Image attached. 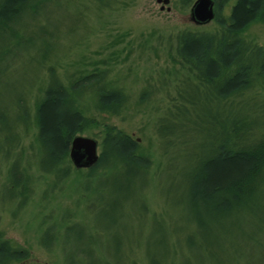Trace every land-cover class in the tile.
Wrapping results in <instances>:
<instances>
[{"label": "trees", "instance_id": "1", "mask_svg": "<svg viewBox=\"0 0 264 264\" xmlns=\"http://www.w3.org/2000/svg\"><path fill=\"white\" fill-rule=\"evenodd\" d=\"M99 1L113 6L110 0ZM228 1L217 0L215 30L176 34L173 69L165 70L160 78L166 85L174 82L175 91L169 93V97L173 94L170 105L157 121L159 140L169 136L166 145H183L186 130L208 134L211 140L205 142V148L213 147L197 155L198 162L185 175L181 199L187 230L181 264H264V102L251 92L264 90V45L244 35L252 22L264 21V0H236L232 13L224 17L222 10ZM192 2L184 0L186 6ZM59 5V0H0V82L14 55L24 48L38 51L41 75L43 72L48 78L43 87L39 88L38 80L28 95L14 97L17 112L13 117L8 109L0 108V208L14 216L16 212L8 204L16 202L19 210L26 206L34 179L29 171L34 146L24 162V150L17 152L18 127L22 131L34 128L41 158L49 163L46 167L41 160L33 162L35 168L55 173L61 165L74 168L69 157L73 138L98 125L91 111L119 115L129 100L126 87L110 78L112 69L106 60L105 66L97 61L92 68L59 73L58 66L67 54H59L65 49L58 45L55 24L50 21ZM35 22L40 23L38 29L30 32ZM155 87H145L143 97L150 96ZM250 100L261 104L248 108ZM199 107L206 114L214 107L219 111L202 120L192 115ZM101 147L99 161L88 170L90 176L119 171L132 186L153 170L154 161L140 151L139 141L116 125H105ZM167 153L166 146L164 156ZM241 165L243 169L235 177L210 186L219 169L238 170ZM6 191L10 192L7 196ZM81 253L87 259L79 264H101L92 252ZM30 256L28 248L15 245L0 230V264L27 262ZM166 258V254L159 259L148 256L147 261L163 264ZM132 264H138L134 258Z\"/></svg>", "mask_w": 264, "mask_h": 264}, {"label": "rangeland", "instance_id": "2", "mask_svg": "<svg viewBox=\"0 0 264 264\" xmlns=\"http://www.w3.org/2000/svg\"><path fill=\"white\" fill-rule=\"evenodd\" d=\"M110 3L113 6H105L99 0H59L60 5L50 17L58 45L65 49L59 54H67L62 58V66H58L59 73L92 68L97 61L105 66L103 61H108L112 69L110 78L118 79L126 87L127 106L119 115L91 111L98 125L77 135L96 139L101 153L105 125H116L139 141L140 151L154 161L153 170L132 186L119 171L90 176L89 168L76 170L68 164L59 166L55 173H47L33 164L41 160L49 167L45 157L41 158L34 128L22 131L18 127L21 137L17 152L24 150V162H28L34 146L29 165L34 179L26 206L19 210L16 202L8 204L15 216L0 208V230L4 236L30 250L27 262L14 264H79L87 259L81 250L92 252L101 264H132V258L138 264H148V256L159 259L163 254L167 257L163 264L182 263L187 230V214L181 199L185 175L198 162L196 156L213 147L205 148V142L211 140L208 134L196 135L186 130L187 142L183 145H166L169 136L159 140L157 121L170 105L173 94L169 97V93L175 91L174 82L166 85L160 78L165 70L173 69L178 32L211 31L218 28V23L215 19L203 24L194 22L192 3L186 6L184 0H170L167 4L158 0ZM235 4L236 0H229L223 6L222 16L230 15ZM48 21L42 23L48 25ZM40 23H33L29 31H36ZM244 35L264 45V21L252 22ZM27 49H16L19 51L0 82V108L8 109L11 117L17 112L13 100L28 95L38 80L40 88L48 79L43 72L41 75L38 51ZM150 84L156 87L145 98L143 90ZM39 92L33 93L35 97ZM251 92L264 102L262 88ZM260 104L250 100L247 107L252 109ZM214 108L206 114L199 107L192 115L205 120L215 112L218 114L219 108ZM183 121L185 128L189 127L188 121ZM166 146L168 153L164 156ZM242 169V165L238 170L221 168L209 184L215 187ZM9 194L5 192V196ZM129 195L132 198L127 202Z\"/></svg>", "mask_w": 264, "mask_h": 264}, {"label": "water", "instance_id": "3", "mask_svg": "<svg viewBox=\"0 0 264 264\" xmlns=\"http://www.w3.org/2000/svg\"><path fill=\"white\" fill-rule=\"evenodd\" d=\"M158 1L167 4L170 0ZM214 5V0H196L191 9L192 20L200 24L212 21L215 17ZM69 155L76 168H91L100 159L99 142L93 137L76 135L72 140Z\"/></svg>", "mask_w": 264, "mask_h": 264}, {"label": "flooded vegetation", "instance_id": "4", "mask_svg": "<svg viewBox=\"0 0 264 264\" xmlns=\"http://www.w3.org/2000/svg\"><path fill=\"white\" fill-rule=\"evenodd\" d=\"M215 2V12H216V9H217V0H214Z\"/></svg>", "mask_w": 264, "mask_h": 264}]
</instances>
